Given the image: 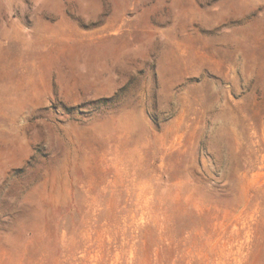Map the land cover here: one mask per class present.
Listing matches in <instances>:
<instances>
[{"label":"rangeland","instance_id":"1","mask_svg":"<svg viewBox=\"0 0 264 264\" xmlns=\"http://www.w3.org/2000/svg\"><path fill=\"white\" fill-rule=\"evenodd\" d=\"M0 264H264V0H0Z\"/></svg>","mask_w":264,"mask_h":264}]
</instances>
